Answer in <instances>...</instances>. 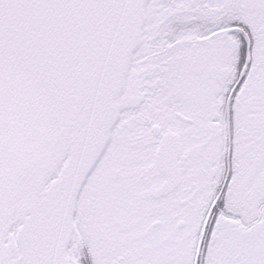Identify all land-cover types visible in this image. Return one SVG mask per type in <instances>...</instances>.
I'll return each mask as SVG.
<instances>
[{
  "label": "snow or ice",
  "instance_id": "snow-or-ice-1",
  "mask_svg": "<svg viewBox=\"0 0 264 264\" xmlns=\"http://www.w3.org/2000/svg\"><path fill=\"white\" fill-rule=\"evenodd\" d=\"M0 264H264V0H0Z\"/></svg>",
  "mask_w": 264,
  "mask_h": 264
}]
</instances>
